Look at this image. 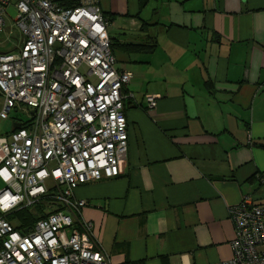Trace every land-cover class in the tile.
<instances>
[{"label":"crops","instance_id":"obj_1","mask_svg":"<svg viewBox=\"0 0 264 264\" xmlns=\"http://www.w3.org/2000/svg\"><path fill=\"white\" fill-rule=\"evenodd\" d=\"M99 5L133 99L118 177L74 190L82 219L112 264L229 260L228 211L244 199L264 207V0Z\"/></svg>","mask_w":264,"mask_h":264},{"label":"built area","instance_id":"obj_2","mask_svg":"<svg viewBox=\"0 0 264 264\" xmlns=\"http://www.w3.org/2000/svg\"><path fill=\"white\" fill-rule=\"evenodd\" d=\"M9 7L21 38L0 53V120L31 113L0 142V264H112L74 190L118 177L132 74L116 68L99 0H0V34ZM157 99L145 96L146 111ZM43 198L53 211L30 230L6 220ZM228 214L232 256L214 264H264V207L244 199Z\"/></svg>","mask_w":264,"mask_h":264},{"label":"trees","instance_id":"obj_3","mask_svg":"<svg viewBox=\"0 0 264 264\" xmlns=\"http://www.w3.org/2000/svg\"><path fill=\"white\" fill-rule=\"evenodd\" d=\"M145 2H140V7L143 6ZM106 17V16H105ZM109 22L110 19L106 17ZM154 46L148 47L146 45H128L125 48L127 50L132 51H142L146 48H153ZM111 49H113V44L111 42ZM53 202L50 201L48 198H43L33 205L21 208L11 214H7L5 216L6 220L11 224H15V229L21 232H25L26 230H30L35 222L39 219L46 217L49 211H53Z\"/></svg>","mask_w":264,"mask_h":264},{"label":"rangeland","instance_id":"obj_4","mask_svg":"<svg viewBox=\"0 0 264 264\" xmlns=\"http://www.w3.org/2000/svg\"><path fill=\"white\" fill-rule=\"evenodd\" d=\"M8 18L6 21L5 29L2 34H0V53L8 52L16 47L17 41L21 38L19 30L15 27L13 20L15 19L17 12L14 8L9 7L7 10ZM1 105V98H0ZM31 111H17L12 112L10 119L0 120V142L5 141V134L11 132L13 127V119L21 120L26 122L30 119ZM4 188V184L0 181V190ZM15 226V224H12Z\"/></svg>","mask_w":264,"mask_h":264},{"label":"water","instance_id":"obj_5","mask_svg":"<svg viewBox=\"0 0 264 264\" xmlns=\"http://www.w3.org/2000/svg\"><path fill=\"white\" fill-rule=\"evenodd\" d=\"M18 128H19L18 124L13 125V129H18Z\"/></svg>","mask_w":264,"mask_h":264}]
</instances>
